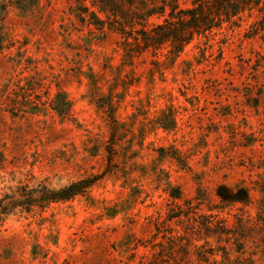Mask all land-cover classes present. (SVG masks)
<instances>
[{
	"label": "rangeland",
	"instance_id": "1",
	"mask_svg": "<svg viewBox=\"0 0 264 264\" xmlns=\"http://www.w3.org/2000/svg\"><path fill=\"white\" fill-rule=\"evenodd\" d=\"M89 1L0 0V264H138L178 193L227 221L234 264H264L257 12L178 53L136 51L88 23ZM82 179L84 194L41 205V188Z\"/></svg>",
	"mask_w": 264,
	"mask_h": 264
},
{
	"label": "trees",
	"instance_id": "2",
	"mask_svg": "<svg viewBox=\"0 0 264 264\" xmlns=\"http://www.w3.org/2000/svg\"><path fill=\"white\" fill-rule=\"evenodd\" d=\"M11 1L17 5L22 2ZM181 1L187 0H90V7L95 11L90 12L88 23L98 29L107 25V29L124 36L126 42L131 39L136 51L156 50L168 43L172 49L169 52L178 53L194 36L208 43L223 29L239 28L243 13L253 10L257 12V17L249 25L247 33L251 38L264 33V0H189L190 7L187 8H180ZM152 17L162 18V22L148 28V20ZM2 48L0 34V51ZM94 181L82 179L57 190L43 187L42 191H38V198L41 205L67 201L84 194ZM240 192L245 201L231 196L229 202H246L247 192ZM170 198L173 204L163 219L155 222L148 253L140 257L138 264H191L192 258L197 264H234L227 248L221 245L222 241L228 243L230 237H235L227 221L218 214L198 213L189 200L179 204L182 200L179 193L170 194ZM211 239L215 241V246L211 244ZM200 241L201 244L197 245ZM245 261L244 264H254L252 260Z\"/></svg>",
	"mask_w": 264,
	"mask_h": 264
}]
</instances>
